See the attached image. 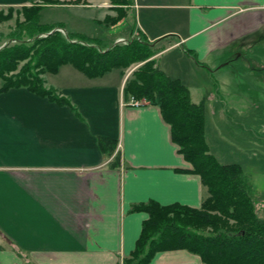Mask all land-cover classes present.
Returning <instances> with one entry per match:
<instances>
[{
	"label": "crops",
	"instance_id": "0c3cea01",
	"mask_svg": "<svg viewBox=\"0 0 264 264\" xmlns=\"http://www.w3.org/2000/svg\"><path fill=\"white\" fill-rule=\"evenodd\" d=\"M33 2L0 0V10ZM97 7L104 15L100 23L121 15L102 3ZM129 7L123 20L109 24H128L130 38L117 37L109 47L143 37L160 50L156 66L171 79L182 81L173 56L194 73H218L209 98L195 100L194 88H187L194 104L212 103L222 126V132L205 129L210 154L216 158L220 147L236 151L231 133L241 131L244 119L251 123L246 116L258 110L256 100L236 94L252 92L242 71L255 80L254 92L264 93V0H131ZM114 72L92 79L68 70L64 84L45 78L67 99L64 105L26 89L0 93V264H125L149 219L134 206L202 207L207 190L187 172L192 166L161 109L130 105L127 70ZM247 139L264 148L258 134ZM150 264L204 262L175 250L158 253Z\"/></svg>",
	"mask_w": 264,
	"mask_h": 264
},
{
	"label": "trees",
	"instance_id": "16d2710c",
	"mask_svg": "<svg viewBox=\"0 0 264 264\" xmlns=\"http://www.w3.org/2000/svg\"><path fill=\"white\" fill-rule=\"evenodd\" d=\"M112 1L121 15L105 21L118 24L124 18L122 6L131 4V0ZM56 4L55 0H40L32 7L9 8L7 13L0 10V25L17 14L15 28L6 35L17 43L0 50V93L26 89L57 104H69L56 89L46 86L45 74H57L62 66L70 64L95 79L143 64L127 80L125 100H146L161 109L179 153L192 166L187 172L198 175L207 190L200 209L180 204L162 206L155 201L134 206L133 212L147 213L149 219L125 264H150L158 253L175 250L199 255L204 264H264V219L257 215L244 169L223 165L210 154L204 103L194 104L180 80L169 78L157 68L154 57L160 50L143 37L110 50L78 33L63 37L55 32L41 38L56 28L65 29L63 24H40L43 8Z\"/></svg>",
	"mask_w": 264,
	"mask_h": 264
},
{
	"label": "rangeland",
	"instance_id": "374dc122",
	"mask_svg": "<svg viewBox=\"0 0 264 264\" xmlns=\"http://www.w3.org/2000/svg\"><path fill=\"white\" fill-rule=\"evenodd\" d=\"M40 0H34V3H38ZM58 4L56 5H50L45 8H43L41 12L40 17V24L46 25V26H55V25H64L65 29L62 28H56L55 30L51 31L48 34L41 35L40 37H47L52 33L60 32L63 37H67L68 33L73 32H80L81 34L93 38L98 41L101 48H104L105 50H110L111 48L109 46L112 45V43L115 41L117 37L124 36L126 38H130L131 32L126 27L128 24L121 26L117 29L112 28V25L109 24L110 22H99L100 19H102L104 16L101 10L97 7L98 3H102L106 5L107 7H113L116 6L113 5L112 0H55ZM30 5L29 7L33 6ZM88 4V5H86ZM86 5V6H84ZM90 5V6H89ZM129 5L122 6L121 10H123L124 13L128 12ZM7 9L6 10L7 13ZM18 9V8H15ZM21 9V8H20ZM115 11L118 9L115 8ZM16 15L14 13V19L8 23L1 24L0 25V50L6 46H12L16 45L17 41H11L6 37L7 34L14 29L16 26ZM127 16V13L123 15V17ZM132 18V17H131ZM130 18V19H131ZM123 20V19H122ZM101 21V20H100ZM132 23L136 22V19L131 20ZM4 37L2 38V36ZM140 37L134 38L139 39ZM133 39V40H134ZM118 43V42H117ZM116 43V44H117ZM115 44V45H116ZM86 45V44H85ZM122 46H128L124 44H118ZM88 46V44H87ZM114 47V46H113ZM98 48V47H97ZM99 48V49H101ZM102 50V49H101ZM173 63L176 64L179 68L176 69V74H178L182 81L180 82L187 88L193 87V98L195 100L202 99L203 97H211V92L208 89H214L215 80H219L220 77L218 76V73L215 74V76L209 77L206 72L199 73L195 71L196 73L192 72L190 67L178 59H175L173 56ZM25 65L22 64L21 66ZM143 64H134L127 70L128 79L132 77L133 73L137 71ZM233 64L232 67H234ZM238 66H240L238 64ZM259 66V65H258ZM260 68H263V66H259ZM63 69V72L58 75V73ZM68 70H73L74 72H77V70L72 65H64L59 69V72L57 74H45L43 76V79L46 80L52 85V84H64V80L66 77V72ZM117 71L114 73H120V70H113ZM205 71V70H204ZM222 71V70H220ZM80 72V71H79ZM84 76V77H83ZM82 77L85 78V75ZM241 81L243 85H249L252 88V92H245V91H237L236 94L239 95V98H243V100H249V97L251 100H256L258 103V110L253 111L250 115L246 117H251L252 121L248 122L246 119H244V123H239L238 128H240L241 131L239 132H232L231 134H235L236 144L238 145L236 151L235 149H227L220 147L217 151V161H220L223 164L227 165H233L237 164L243 167L245 174L247 175L249 179V183L252 188V195L254 204L256 207V212L259 218L264 219V148L257 146L255 148L253 144L248 143V134H252V136H255L258 134V139H263L264 137V107L262 104H264V93L262 90H259L258 92H254L255 86V80L248 76L247 72L242 71V77ZM127 79V80H128ZM231 84H234L231 82ZM259 87L260 82L257 84ZM188 89V88H187ZM190 92V91H189ZM191 94V93H190ZM223 96L225 95L223 91L221 93ZM225 97V96H224ZM139 102L143 104H149L146 100H138ZM209 102V101H208ZM206 103L207 106L205 108V129L207 132L213 131L214 133L218 130L221 132L222 126L217 121L216 117L213 115L212 110L210 108V105L212 104L209 102ZM205 105V104H204ZM207 115V117H206ZM254 119H257L258 123L255 127L254 125ZM248 122V123H247ZM219 142V141H218ZM253 147H249V146ZM211 231V230H210Z\"/></svg>",
	"mask_w": 264,
	"mask_h": 264
},
{
	"label": "built area",
	"instance_id": "2783aa9c",
	"mask_svg": "<svg viewBox=\"0 0 264 264\" xmlns=\"http://www.w3.org/2000/svg\"><path fill=\"white\" fill-rule=\"evenodd\" d=\"M121 42L124 43V44H128V41H126V40H121ZM129 104L132 105V106H137V107L143 105V103H141V102H139L137 100H134V99L131 100Z\"/></svg>",
	"mask_w": 264,
	"mask_h": 264
}]
</instances>
